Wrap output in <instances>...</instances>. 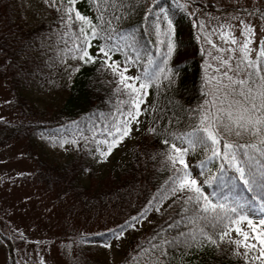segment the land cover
I'll use <instances>...</instances> for the list:
<instances>
[{
	"label": "trees",
	"instance_id": "obj_1",
	"mask_svg": "<svg viewBox=\"0 0 264 264\" xmlns=\"http://www.w3.org/2000/svg\"><path fill=\"white\" fill-rule=\"evenodd\" d=\"M33 1L41 16L30 22L22 14L21 0H0V80L6 81L9 105L20 115L16 122L0 119V148L24 143V157L35 169L20 180L56 193V200L71 201L66 209L74 227L63 230L69 237L63 244L66 264H264V245L257 240L246 258L241 245L232 242L236 240L220 239L223 225L213 220L217 213L233 216L228 209L234 200L258 212L264 189L247 191L222 159L209 160L210 146L190 148L184 160L204 194L212 203H225V210L204 213L188 200L192 192L172 194V178L182 165L174 168L168 159L176 155L171 144L188 146L176 137L200 126L209 105L195 11L226 15L229 9L205 0H184L192 15L175 0H55L52 6ZM76 13L98 33L89 37L87 47L95 62L80 59L79 30L90 33L91 26L76 19ZM254 15L264 19V12ZM170 39L176 47L166 59ZM102 47L111 49L110 58L136 68L149 93L140 135L129 142L122 158L98 167L92 150L114 139V126H123L130 109L122 102L131 99L109 60L94 53ZM146 72L157 75L148 79ZM260 139L225 135L220 147L224 140L259 145ZM64 145L69 153L60 159L55 149ZM170 198L175 199L147 228H135ZM244 215H249L247 209ZM124 232L129 235L117 247L118 261L113 263L105 244ZM6 264L25 263L9 248Z\"/></svg>",
	"mask_w": 264,
	"mask_h": 264
},
{
	"label": "rangeland",
	"instance_id": "obj_2",
	"mask_svg": "<svg viewBox=\"0 0 264 264\" xmlns=\"http://www.w3.org/2000/svg\"><path fill=\"white\" fill-rule=\"evenodd\" d=\"M175 1L185 6L190 15L194 13L189 3H185L184 0ZM205 1L212 2L221 8L229 9V14L226 15H214L200 10L195 11L199 19L197 42L205 53L204 71L210 102L213 100L217 85L215 81L208 83V79L211 76H219V73L215 72L216 68H220L221 72L225 70L221 67L219 61L213 59V57H223L225 59L231 57L233 66H235V63L242 56L239 46L246 39V36L241 35L246 26L252 29L249 58L256 60L258 49L261 47V42L264 41V19L254 14L264 12V0ZM44 2L49 6L57 5L55 0H44ZM21 5L22 14L28 21H33L35 15L41 16L40 8L37 7L33 0H21ZM224 33L228 35L223 36L222 34ZM232 38L237 39L239 43L233 45L231 43ZM225 40L228 42L226 43ZM213 45H216V47L214 48ZM229 48L237 49V51L234 53L218 51V49ZM94 53L108 59L110 65L114 62L119 64L120 69L117 73L126 67L116 57H105L98 49H95ZM127 69L128 71L124 75L137 77L136 68L127 67ZM128 83H134L139 88L140 83L138 80H130ZM148 93V88L141 90L140 95L143 102L139 106L140 114L138 119L129 121V133L122 138L117 136L119 143L111 147L110 153L108 150L113 140L107 141V143H98L92 150L93 162L96 166L104 167L115 159L122 158L128 150L129 142L140 135V127L144 120L148 102ZM9 100L8 85L6 81L0 80V119L16 122L20 119L19 111L9 105ZM215 111L210 103L204 106V114L207 112L215 113ZM25 150L24 143L21 142H13L6 148H0V264H6L9 248H12L16 258L25 264H66L63 257L65 252L63 244L67 243L66 239H69V237L63 233V230L74 227L66 209L71 201L67 199L63 201L56 200V193L46 192L32 182L20 180L22 174H29L35 169L34 163L25 159ZM55 152L60 159H64L69 153V146L64 145L62 148H56ZM102 153L108 154L102 155ZM190 178L196 180L194 176L190 175ZM187 192V190L181 191L177 197ZM174 199L166 200L159 208V211L147 215L135 225V228H147L156 219L157 214L165 210ZM248 219L252 220L251 226L245 221L238 227L244 232L250 233L247 244L253 245L257 241L253 238L257 233L264 235V226L259 223L260 215H248ZM128 235V232H124L118 237L111 238L105 244L113 263L118 261L117 247L122 245ZM228 238L236 241L243 239L235 231H232ZM240 245L241 254L246 258H250L249 247H245L243 244Z\"/></svg>",
	"mask_w": 264,
	"mask_h": 264
},
{
	"label": "snow or ice",
	"instance_id": "obj_3",
	"mask_svg": "<svg viewBox=\"0 0 264 264\" xmlns=\"http://www.w3.org/2000/svg\"><path fill=\"white\" fill-rule=\"evenodd\" d=\"M71 19L72 17L69 16V20ZM76 19L84 20L90 25V21H87L85 17L80 16L79 13H76ZM90 26V33L86 32L83 28L79 30L83 35V41L81 44L77 45V48L81 52L80 59L85 60V62H95V57L88 53L87 47L91 46L89 37L94 39L98 33L96 32L94 25ZM222 35L227 36L228 34L224 33ZM241 35L246 36V39L239 46V51L242 53V56L239 58V61L235 63V66H233L231 57L228 59L223 57H213V59L218 60L221 67L225 69L221 72L220 68H216L215 72L219 73V76H211L208 79V83L215 81L217 85L213 100L209 102L212 108L216 110L215 113H205L200 121V126L182 137H176V139L181 140L182 144L188 146L177 147L176 144H171V149L176 155H169L168 157L174 168H176L178 163L182 165V168H176V176L172 178V185H175V187H172V194L175 195L177 192L185 190L192 192L194 195L189 196L188 200L200 205V210L204 213L208 211L217 212V209L223 211L225 210L226 205L225 203H212L209 200V197L204 194L201 187L197 184V181L190 178V173L187 170L188 165L184 161V156L192 147L197 145L210 146L212 157H210L209 160L212 158L222 159L228 168L235 171V179L238 183L245 186L247 191L252 192L256 187L264 189V41L261 42V47L258 49L256 60H252L249 58V53L251 52L249 45L252 42L250 39L252 29L246 26ZM225 42L227 43L228 41L225 40ZM209 43H211V41H209ZM231 43L236 45L239 42L237 39L232 38ZM175 47V44L170 39L167 45L168 51L166 59L172 57ZM213 47L215 48L216 45H213ZM110 51L111 49L106 50L104 47L100 49V52L105 57H109ZM218 51L234 53L237 49H218ZM105 63L107 64V60ZM108 66L111 67L114 72H117L120 69V65L115 62ZM209 67H211V65H209ZM175 70L179 71L178 65ZM127 71L128 69L125 67L119 72V75L120 83L129 91L131 96L129 101H123L122 103L130 105V109L127 111V119L123 126H114V139L109 146V153L111 147L119 143V139H117L116 136L118 135L122 138L127 135L130 131V128L128 127L129 121H135L138 119L140 114L139 106L143 102L140 93L141 90L148 87L144 82L139 84V88H137L134 83H128L130 80L136 81L141 78L127 77L124 75ZM159 71H163V69H159ZM156 75L155 72L151 74L147 72L145 73V76L148 79H153ZM131 109H135V111H132ZM109 132H112L111 128L109 129ZM225 135H232L235 137L250 135L259 136L261 139L259 145L234 144L224 140L221 149L220 145L222 143V138ZM105 143H107V141H105ZM165 143L167 144L168 141H165ZM107 154L108 153H102V155ZM201 167H206V163H202ZM220 172L221 175L216 177L217 180H220L222 177L224 165L221 166ZM231 179L232 177L227 178L228 181ZM223 186L224 182L221 184V187ZM252 199L255 200L256 197L253 196ZM261 199L262 206L259 208L258 212L255 208L247 205L246 202L241 203L234 200L228 209L234 214L233 216L227 215V212H224L223 215L217 213V215L213 217V220L218 225H223V235L220 239L223 240L226 236L230 235L232 231H235L238 235H241L243 239L241 241H232L233 243L243 244L245 247H255V245L247 244V241L250 238V233L244 232L238 227V225L245 221H247L249 226L252 225V220L244 215V212L247 209L249 215H260L261 219L259 223L261 226H264V197ZM157 211H159V209H157ZM253 238L264 245V235L257 233ZM209 239L211 240V237H209ZM174 242L175 241L169 243ZM212 242L215 243V241Z\"/></svg>",
	"mask_w": 264,
	"mask_h": 264
}]
</instances>
